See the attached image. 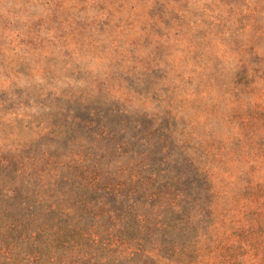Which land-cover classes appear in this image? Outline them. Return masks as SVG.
<instances>
[{"label": "rangeland", "instance_id": "obj_1", "mask_svg": "<svg viewBox=\"0 0 264 264\" xmlns=\"http://www.w3.org/2000/svg\"><path fill=\"white\" fill-rule=\"evenodd\" d=\"M254 24L264 34V0H0V148L7 156L20 146L63 154L53 133L76 125L71 137L114 173L130 156L102 155L111 143L85 123L120 111L124 131L112 144L158 142L165 131L139 123L161 124L169 99L178 112L175 140L192 132L190 116L217 109L198 135L240 133L231 148L249 170L264 161V41L248 44ZM184 98L199 100L186 107ZM257 177L264 184V169ZM245 179L231 188L239 192ZM253 199L243 191L240 206L253 210L233 209L228 219L246 231L232 239L235 264H264V189Z\"/></svg>", "mask_w": 264, "mask_h": 264}, {"label": "trees", "instance_id": "obj_2", "mask_svg": "<svg viewBox=\"0 0 264 264\" xmlns=\"http://www.w3.org/2000/svg\"><path fill=\"white\" fill-rule=\"evenodd\" d=\"M257 25L248 36L252 46L264 41ZM198 98L180 103L186 99L190 107ZM165 110L161 124L139 123L165 131L158 142L133 137L138 141L112 144L124 131L117 121L120 111L85 123L111 143L102 155L112 150L130 156L114 173L101 162L103 156L90 159V150L71 137L76 125L53 133L63 154L48 149L38 155L20 146L7 156L0 148V264H235L240 249L232 239L245 230L231 227L228 219L233 209L253 210L252 204L240 206L243 191L256 201L262 197L264 184L257 176L264 161L253 160L246 169L248 161L231 148L240 133L205 140L198 135L217 109L190 116L193 129L183 131V140L173 138L178 112L172 100ZM243 176L244 187L234 191L231 181Z\"/></svg>", "mask_w": 264, "mask_h": 264}]
</instances>
